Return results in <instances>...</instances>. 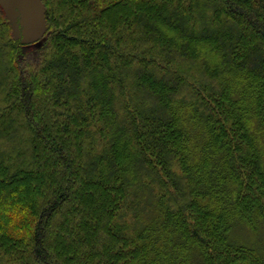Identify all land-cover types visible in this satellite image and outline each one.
Returning <instances> with one entry per match:
<instances>
[{
  "label": "trees",
  "instance_id": "obj_1",
  "mask_svg": "<svg viewBox=\"0 0 264 264\" xmlns=\"http://www.w3.org/2000/svg\"><path fill=\"white\" fill-rule=\"evenodd\" d=\"M0 7V264H264V0ZM21 192V196L16 194Z\"/></svg>",
  "mask_w": 264,
  "mask_h": 264
},
{
  "label": "rangeland",
  "instance_id": "obj_2",
  "mask_svg": "<svg viewBox=\"0 0 264 264\" xmlns=\"http://www.w3.org/2000/svg\"><path fill=\"white\" fill-rule=\"evenodd\" d=\"M15 3V1H11L4 5L0 2V7L12 21L16 18L20 20L21 29L23 30V41L29 42L34 36L41 34L42 11L39 5L40 2L39 0H24L23 6ZM12 178L11 176H1L0 182L7 183ZM19 196H21V192L16 194V197ZM229 231L230 240L233 244L251 248L264 255V220L258 221L253 225L237 223ZM194 264H197L196 260Z\"/></svg>",
  "mask_w": 264,
  "mask_h": 264
},
{
  "label": "water",
  "instance_id": "obj_3",
  "mask_svg": "<svg viewBox=\"0 0 264 264\" xmlns=\"http://www.w3.org/2000/svg\"><path fill=\"white\" fill-rule=\"evenodd\" d=\"M11 1H15L16 2L15 4H17V5L21 4V6H23V4H24V0H0V2L4 5H6L7 3L11 2Z\"/></svg>",
  "mask_w": 264,
  "mask_h": 264
}]
</instances>
